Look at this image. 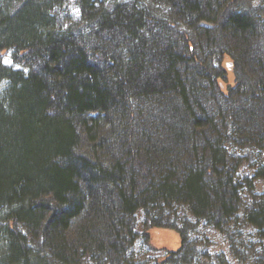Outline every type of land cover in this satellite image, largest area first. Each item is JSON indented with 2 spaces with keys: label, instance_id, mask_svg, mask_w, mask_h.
<instances>
[{
  "label": "trees",
  "instance_id": "16d2710c",
  "mask_svg": "<svg viewBox=\"0 0 264 264\" xmlns=\"http://www.w3.org/2000/svg\"><path fill=\"white\" fill-rule=\"evenodd\" d=\"M68 1L0 0V264H135L140 210L147 240L180 236L162 264L188 245L181 208L264 242L235 153L264 151V0H76L74 26Z\"/></svg>",
  "mask_w": 264,
  "mask_h": 264
},
{
  "label": "rangeland",
  "instance_id": "374dc122",
  "mask_svg": "<svg viewBox=\"0 0 264 264\" xmlns=\"http://www.w3.org/2000/svg\"><path fill=\"white\" fill-rule=\"evenodd\" d=\"M252 1V2H251ZM259 0H248L241 4V6L247 8L249 6H257ZM157 9H160L157 7ZM60 17L71 18L69 24L73 26L76 22H81L82 12L76 0H69L65 2L64 11H59ZM66 22V23H67ZM68 25V24H67ZM201 28L213 29L209 23H201ZM181 32L190 33L196 36V31H189L187 27H181ZM199 40V37H197ZM1 60L4 65L13 67L15 69L21 68L20 65L16 64L13 59V52L1 53ZM219 58L217 56L212 57L213 65L218 66ZM231 76L234 75V70L231 72ZM232 79V77H230ZM223 85V83H222ZM248 98L244 99L243 102H248ZM222 102H216L217 105ZM207 104V103H206ZM213 103L207 104L208 108L212 111L216 109L212 108ZM245 104V103H244ZM215 105V104H214ZM210 110V111H211ZM235 153L242 159V166L238 172L239 176L243 179L248 177L254 179V186L256 194H264V179L257 177L256 173L259 166L264 164V151L260 149L252 148H237L235 147ZM245 201H252L250 190H245ZM246 207L243 208V212L239 213L242 217L245 213ZM184 209L179 210L180 227H182V233L184 232L188 236V245L177 254V263L174 264H255L254 253L262 250L264 242L258 238V231L247 225H243L242 228L238 227L234 222L231 225V234L242 233V237H238L236 245H232L230 236L223 231L218 230L214 225L209 224L205 220H199L194 216L184 212ZM177 219V218H176ZM184 221V222H182ZM185 221H189L191 224H186ZM241 222V220H240ZM242 225V224H241ZM146 214L144 210H140L137 213V231L140 233V238L136 241L133 247L132 258H134L135 264H162L158 262V258L167 256L169 250L174 252L181 246L180 236L178 233L169 230H150L151 240H147L145 236L146 229H148ZM263 243V245H262ZM241 252L247 257V260L242 258ZM173 264V263H165Z\"/></svg>",
  "mask_w": 264,
  "mask_h": 264
},
{
  "label": "water",
  "instance_id": "95a60500",
  "mask_svg": "<svg viewBox=\"0 0 264 264\" xmlns=\"http://www.w3.org/2000/svg\"><path fill=\"white\" fill-rule=\"evenodd\" d=\"M225 66L227 67L228 71L233 72V70H234V62L229 56H226ZM231 77L233 78V75Z\"/></svg>",
  "mask_w": 264,
  "mask_h": 264
}]
</instances>
